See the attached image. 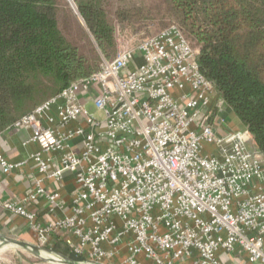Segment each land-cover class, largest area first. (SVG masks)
<instances>
[{"label":"built area","instance_id":"2783aa9c","mask_svg":"<svg viewBox=\"0 0 264 264\" xmlns=\"http://www.w3.org/2000/svg\"><path fill=\"white\" fill-rule=\"evenodd\" d=\"M226 109L171 25L8 129L39 150L24 197L0 206L76 264H264V156L223 131ZM25 166L0 154L5 175Z\"/></svg>","mask_w":264,"mask_h":264},{"label":"trees","instance_id":"16d2710c","mask_svg":"<svg viewBox=\"0 0 264 264\" xmlns=\"http://www.w3.org/2000/svg\"><path fill=\"white\" fill-rule=\"evenodd\" d=\"M168 1L176 25L197 51L202 74L264 156V0ZM108 2L0 0V135L103 64L89 65L65 37L59 17L63 9L71 11V6L81 17L107 61L116 58L119 51L106 12ZM129 18L125 12L123 19ZM3 233L38 244L30 230L20 235L12 229ZM51 249L68 261L83 260L62 241ZM225 263L235 264L228 259Z\"/></svg>","mask_w":264,"mask_h":264},{"label":"rangeland","instance_id":"374dc122","mask_svg":"<svg viewBox=\"0 0 264 264\" xmlns=\"http://www.w3.org/2000/svg\"><path fill=\"white\" fill-rule=\"evenodd\" d=\"M70 10L63 9L59 15L60 27L65 37L79 50L80 55L88 61L89 65L100 66L107 59L106 56L99 49L81 17L74 14L71 6ZM106 12L115 30L114 35L118 51L125 46L134 47L145 38L177 24L170 12L168 0H109ZM119 12L123 13L118 16ZM125 12L129 13V19H123ZM116 56L117 53L114 58ZM0 234L5 235L1 231ZM6 237L25 241L18 237ZM49 254L52 257L60 255L53 251H50ZM59 257L61 258V255ZM62 258L64 259L65 257ZM0 264L60 263L50 261L44 254L38 255L30 250H25L0 240Z\"/></svg>","mask_w":264,"mask_h":264},{"label":"crops","instance_id":"0c3cea01","mask_svg":"<svg viewBox=\"0 0 264 264\" xmlns=\"http://www.w3.org/2000/svg\"><path fill=\"white\" fill-rule=\"evenodd\" d=\"M225 117L227 122L222 128L224 132L242 130L244 128L229 107L226 109ZM30 136V131L13 130H6L0 135V154L14 163H26L23 173L19 171L13 173L11 176L5 175L0 169V195L6 200L19 201L24 197L27 188L30 186L29 175L33 171V162L30 158L33 153L39 150L35 144H26ZM6 229H12L19 235L29 230L22 219L6 212L0 206V231L3 233ZM230 263L234 262L230 260Z\"/></svg>","mask_w":264,"mask_h":264},{"label":"water","instance_id":"95a60500","mask_svg":"<svg viewBox=\"0 0 264 264\" xmlns=\"http://www.w3.org/2000/svg\"><path fill=\"white\" fill-rule=\"evenodd\" d=\"M74 8H75V6H74ZM0 240L4 241V242H6V243H8L10 245L17 246V247H20V248L25 249V250H30L33 253H36L38 255L44 254V255L47 256V259H49L50 261L58 262V261H56V259H54L52 256H50V254H49L50 251L49 250H46V249L42 248L38 244H34V243H31V242H27V241H19V240L11 239V238H8V237H6V236H4L2 234H0ZM64 259H66V258H64ZM66 261L68 263H70V264H76L74 262L68 261L67 259H66Z\"/></svg>","mask_w":264,"mask_h":264},{"label":"bare ground","instance_id":"6f19581e","mask_svg":"<svg viewBox=\"0 0 264 264\" xmlns=\"http://www.w3.org/2000/svg\"><path fill=\"white\" fill-rule=\"evenodd\" d=\"M53 258L56 259V261H58L60 264H70L66 260H63L57 256H54Z\"/></svg>","mask_w":264,"mask_h":264}]
</instances>
